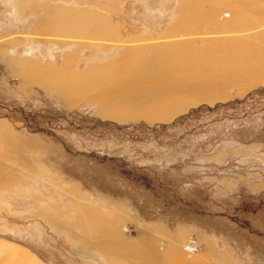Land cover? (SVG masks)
Wrapping results in <instances>:
<instances>
[{
    "label": "rangeland",
    "instance_id": "rangeland-1",
    "mask_svg": "<svg viewBox=\"0 0 264 264\" xmlns=\"http://www.w3.org/2000/svg\"><path fill=\"white\" fill-rule=\"evenodd\" d=\"M190 2L191 13L202 4L209 8L199 0ZM183 3L80 0V8L105 16L119 42L101 48L82 41L77 73L82 74L89 62L108 65L118 73V54L126 41L163 37L180 20ZM12 7L11 1L0 0L1 248L22 249L39 264H109L97 249L70 240L64 229L63 234L56 233L36 214L46 202L68 203L57 182L73 186L88 200L81 202L103 206L119 218L127 216L121 229L128 239L138 230L141 234L159 228L152 240L156 251L164 256L176 246L186 259L179 264L197 262L196 256L186 257L183 251L192 245L203 264H264V77L251 87L247 82H224L225 99L199 100L169 120L114 121L101 116L96 103L66 104L52 91L18 77L14 59L41 60L40 54L46 52L58 65L65 50L45 46V41L57 37L25 29L26 21L17 18ZM210 9L218 21L229 18L223 7ZM193 21L190 35L211 33ZM190 43L202 54L213 48L207 36ZM218 88L213 91L223 90ZM116 96L124 99L126 108L117 103L115 107L126 112L137 109L129 108L132 102L140 103L124 92ZM9 177L13 180L4 183ZM181 229L185 232L179 236ZM0 264L11 262L0 253Z\"/></svg>",
    "mask_w": 264,
    "mask_h": 264
},
{
    "label": "bare ground",
    "instance_id": "bare-ground-1",
    "mask_svg": "<svg viewBox=\"0 0 264 264\" xmlns=\"http://www.w3.org/2000/svg\"><path fill=\"white\" fill-rule=\"evenodd\" d=\"M9 1L17 18L26 21L25 29L35 31L34 35L40 32L45 37H57L45 41V46L65 50L60 54L58 65L46 52L39 53L41 60L14 59L18 77L24 83L52 91L66 104L82 101L96 103L102 110L101 116H109L108 119L114 121L129 118H141L146 122L169 120L175 113L199 100L207 103L217 98L221 100L224 82L231 85L247 82L251 87L262 82L264 77V0H199L209 8L202 4L195 13H191L188 7L190 0H184L180 20L169 26L163 37L145 39L138 36L126 41L125 50L118 54L121 65L117 67L121 69L118 73L108 65L89 62L82 74L77 73V54L84 46L82 41L87 40L90 46L100 44L105 47L119 42L117 32L110 27L105 16L99 11L80 8V0H59L63 5L58 7L48 5L50 0ZM69 2L77 5L69 6ZM218 7L229 12L228 19L218 21V14L210 9ZM194 19L195 23L201 22L199 27L212 29L211 33L205 31L201 35H190L188 29H191ZM205 36L213 47L209 54H202L190 46L193 38L204 39ZM218 87L223 90L214 92L213 89H220ZM120 92L126 93V98L132 97L140 102L135 104L130 101L129 108L136 105V110L126 112L115 107L116 103L125 106L124 99L116 96ZM107 101L108 104H104ZM11 180L9 177L4 183ZM54 184L68 203L61 206L60 201L54 199V203L46 202L45 208H38L36 214L44 218L56 233L63 234L64 229L70 240L97 249L96 252L109 264H179L186 260L182 251L174 245L164 252V256L156 251L152 240L154 234H160L159 228L144 229L141 234L138 230L133 239H128L121 229L127 216L122 214L119 218V214L106 212L103 206L81 202L88 200L77 194L73 186ZM59 213L65 218L61 219ZM184 232L178 231V235L182 236ZM195 249L196 245H192L186 246L183 251L188 252H185L186 257L198 258L197 262L191 261L192 264H203ZM0 253L11 264H39L33 256L11 245H3Z\"/></svg>",
    "mask_w": 264,
    "mask_h": 264
},
{
    "label": "crops",
    "instance_id": "crops-1",
    "mask_svg": "<svg viewBox=\"0 0 264 264\" xmlns=\"http://www.w3.org/2000/svg\"><path fill=\"white\" fill-rule=\"evenodd\" d=\"M102 10V9H101Z\"/></svg>",
    "mask_w": 264,
    "mask_h": 264
}]
</instances>
